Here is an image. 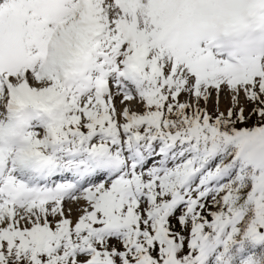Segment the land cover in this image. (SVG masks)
<instances>
[{"label":"rangeland","instance_id":"374dc122","mask_svg":"<svg viewBox=\"0 0 264 264\" xmlns=\"http://www.w3.org/2000/svg\"><path fill=\"white\" fill-rule=\"evenodd\" d=\"M122 1L86 5L64 27L52 0H20L0 20V75L20 76L15 88H2L9 97L0 105L10 107L1 106L0 134L18 127L15 103L36 120L20 125L23 135L5 143L13 155L0 160V264H211L220 253L223 264H264V0H250L240 18L249 0H208L200 9L189 3L196 0ZM229 17L232 31L219 46L212 32ZM122 28L142 33L138 47L122 43ZM171 113L181 126L164 130ZM98 145L96 161L116 175L96 193L70 196L58 184L44 190L18 178L4 184L13 166L37 162V152L66 168L80 159L69 167L79 169L91 165L86 151ZM224 148L229 164H242L238 183H248L249 203L231 201L214 162L193 166L202 152ZM124 248L128 255L115 256ZM242 250L258 252L243 260Z\"/></svg>","mask_w":264,"mask_h":264},{"label":"bare ground","instance_id":"6f19581e","mask_svg":"<svg viewBox=\"0 0 264 264\" xmlns=\"http://www.w3.org/2000/svg\"><path fill=\"white\" fill-rule=\"evenodd\" d=\"M52 1H53L52 5H50V7L51 8H54V7H58L59 8L61 6L62 17H66L68 15V12H67V9L65 7H63V5L67 4L68 0H56V1L52 0ZM60 1H64V2L60 3ZM91 1L94 2V1H102V0H91ZM172 3L174 4L175 0H173ZM115 4L118 5V0H115ZM78 13L79 12H76L75 14H78ZM70 18L72 19V16H70ZM78 160H80V159H73V161H72L73 165L76 164L78 162ZM88 162L91 163L90 166L94 165V163L90 159H89ZM144 164H141V166L144 165ZM73 165H71V166H73ZM71 166H68L67 168L65 166H62V165L55 166V167H53V169L51 171V174H52L53 177H56V178L60 177V178L64 179L63 181H67V179H69L71 177V168H69ZM59 167H63V169H64L63 173H58V168ZM87 168H88V166H85L83 164L78 169L80 171H81V169L84 170V172H85L84 177L88 176V174H89ZM13 169L14 168H12V170H11V174L14 175V176L11 175V177L8 178V180H11L13 183H16V180L18 178L19 180H17L18 181L17 184H19V183H21V181H23V180L25 181L26 177H28V178H30L31 180L34 181V176H36V175H38L37 179H40V172L39 171L41 170V168H38V170H37L36 166H35V168L34 167L32 168L33 169L32 171L26 172L25 176L18 175L16 171H13ZM96 170H97L96 173H101L100 175H103L104 172L106 173L105 169L102 170V168L100 166H97ZM15 188L17 189L18 187L15 186ZM65 188L68 191L72 192V194L70 196L76 195V194H78V192H80V191H78L79 187H76V189H74V188H72V186H67Z\"/></svg>","mask_w":264,"mask_h":264},{"label":"trees","instance_id":"16d2710c","mask_svg":"<svg viewBox=\"0 0 264 264\" xmlns=\"http://www.w3.org/2000/svg\"><path fill=\"white\" fill-rule=\"evenodd\" d=\"M174 119H175L174 116H169L167 118L166 122L164 123V130H166V128H169L170 129L171 127L181 126V123L182 122L179 121V122L175 123ZM167 132L170 135V132L171 131L169 130ZM238 189L241 190V191H239ZM246 189H247V185L245 183H241V185H239V184L234 185L232 187V194H233V196L231 198V201H236L238 203H244V200H245V202L247 203L248 197H249V193H248V191ZM228 209H233V207H228ZM246 218H249V216L248 217L246 216ZM212 222L216 225V223L213 220H212ZM246 223H247V219H246V222L244 223V226L246 225ZM241 230H243V229H238L239 232ZM241 233H243V232H241ZM241 233H237V237H239V235H241Z\"/></svg>","mask_w":264,"mask_h":264}]
</instances>
